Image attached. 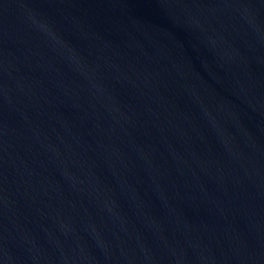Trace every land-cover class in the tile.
<instances>
[{
  "label": "water",
  "instance_id": "water-1",
  "mask_svg": "<svg viewBox=\"0 0 264 264\" xmlns=\"http://www.w3.org/2000/svg\"><path fill=\"white\" fill-rule=\"evenodd\" d=\"M0 264H264V0H0Z\"/></svg>",
  "mask_w": 264,
  "mask_h": 264
}]
</instances>
